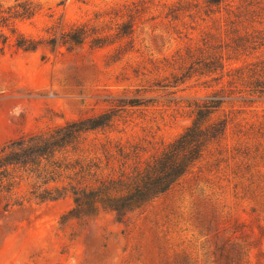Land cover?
I'll return each instance as SVG.
<instances>
[{"label": "rangeland", "instance_id": "obj_1", "mask_svg": "<svg viewBox=\"0 0 264 264\" xmlns=\"http://www.w3.org/2000/svg\"><path fill=\"white\" fill-rule=\"evenodd\" d=\"M29 2L35 13L12 20L0 42V148L23 135L49 131L107 110L113 100L154 98L127 107L111 129L89 132L86 144L109 139L137 143L147 157L173 141L193 119L190 103L226 94L212 119L228 117L224 135L194 169L166 193L123 221L109 211L63 220L70 196L24 202L3 211L0 264H264V95L244 101L247 78L235 71L264 62V44L246 51L233 38L264 40V0H0L3 8ZM136 4L130 46L120 42L71 51L45 44L73 25L118 22L122 5ZM182 9L168 15L171 8ZM18 35L42 40L35 50L14 45ZM259 41V40H257ZM205 44V45H204ZM220 46L223 77L196 75L173 83L184 50ZM217 74L216 76H218ZM170 83L160 88L156 84ZM25 191L20 186L17 194Z\"/></svg>", "mask_w": 264, "mask_h": 264}, {"label": "trees", "instance_id": "obj_2", "mask_svg": "<svg viewBox=\"0 0 264 264\" xmlns=\"http://www.w3.org/2000/svg\"><path fill=\"white\" fill-rule=\"evenodd\" d=\"M222 1L204 0V3L211 11ZM180 9L182 6L171 8L168 15L173 16ZM34 13L35 7L29 2L8 8L0 5V26L8 27L14 33L12 20L29 18ZM138 13L136 4L122 5L120 11L113 13L118 22L108 27L110 33L85 22L73 25L59 35H52L44 42L52 51L59 46L71 51L86 41L92 47H102L127 39V44L116 49L113 55L116 58L130 46L129 38L133 34ZM6 41L7 36L0 34V42L5 44ZM232 42L234 49L243 51L264 44L260 37L237 36ZM42 43V40L18 35L14 45L24 51H32ZM219 48H187L182 55H177V60L183 66L180 76L174 77L173 83L193 74L214 75L212 81L220 80L224 65ZM235 75L238 79L247 78V97H242V100L252 101L253 97L264 95V62L253 64L246 70L238 69ZM156 85L162 88L170 86V83ZM230 100L220 91L193 100L190 103L193 114L191 124L173 141L147 157H143V149L137 143L123 145L105 139L97 144H86L89 132L111 129L127 107L146 106L154 101V98L139 96L114 99L112 106L97 115L10 140L0 148L2 209L7 211L28 201L43 203L70 196L72 206L64 214L63 220H87L102 211H109L118 221H123L166 193L194 169L211 144L220 141L228 117L212 119V116ZM20 186H24L25 191L18 195Z\"/></svg>", "mask_w": 264, "mask_h": 264}]
</instances>
